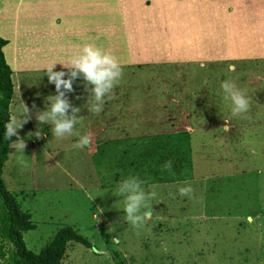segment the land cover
Wrapping results in <instances>:
<instances>
[{"label":"rangeland","instance_id":"rangeland-1","mask_svg":"<svg viewBox=\"0 0 264 264\" xmlns=\"http://www.w3.org/2000/svg\"><path fill=\"white\" fill-rule=\"evenodd\" d=\"M18 1L9 0L6 16L28 14L30 32L48 28L39 37L12 36L13 20H0L10 35H0L9 40L8 64V49L13 56L11 116L19 118L25 103L31 117L17 130L28 166L11 148L3 171L36 223L23 233L27 247L40 252L70 225L91 246L70 242L62 264H264V58L244 57L263 51L264 32L234 35L235 0H94L93 43L120 60L123 75L99 114L87 109L82 76L67 93L81 108L76 131L91 136L83 149L73 147L76 135L55 138L36 114L56 94L45 67L67 62L85 43L61 51V36L52 35L59 28L50 11L55 3L26 0L21 10ZM62 69L58 62L54 70ZM226 79L246 90L248 112L232 115L221 89ZM169 160L170 171L163 167ZM129 176L159 186L152 217L139 229L125 220L124 198L115 195ZM189 184L191 198L182 197L179 188Z\"/></svg>","mask_w":264,"mask_h":264},{"label":"clouds","instance_id":"clouds-1","mask_svg":"<svg viewBox=\"0 0 264 264\" xmlns=\"http://www.w3.org/2000/svg\"><path fill=\"white\" fill-rule=\"evenodd\" d=\"M58 62L63 65V69L55 71L54 68ZM45 69L49 82L55 84L56 94L47 97L50 107L39 111V114H36V119L41 125L51 124V132L55 138L76 135L78 140L73 144V147L83 149L91 143V136L76 131L77 125L83 123V117L80 115L81 108L71 103L67 93L74 91V81L82 76L87 82L85 89L90 93L86 103L87 109L89 112L99 114L103 110L105 98L112 99L113 89L120 83L123 75L122 64L112 52L102 46L85 43L70 56L67 62L56 61L46 66ZM221 89L224 100L231 101V112L234 117L249 111L250 98L247 96L246 90L239 88L235 82L228 79L222 82ZM77 99L80 97L77 96ZM33 108H35V104H33ZM70 109L71 113L69 114ZM29 113L30 109L24 103L20 117L12 115L5 124V139L12 141L9 147L21 154L18 157V162L24 167L28 166L27 160L24 159L26 143L19 137L17 130L31 118ZM223 131H230L227 123L223 126ZM41 134V130L35 132L37 137H40ZM14 136L17 138L12 140ZM163 167L170 171L173 167L172 161H167ZM158 187L155 184L145 187V181L138 176H129L118 184L115 195L124 198L123 210L126 213L124 218L134 228L143 227L145 222L151 219L152 201L158 195L156 190ZM193 192L194 189L190 184L179 188V194L182 197L191 198Z\"/></svg>","mask_w":264,"mask_h":264},{"label":"trees","instance_id":"trees-1","mask_svg":"<svg viewBox=\"0 0 264 264\" xmlns=\"http://www.w3.org/2000/svg\"><path fill=\"white\" fill-rule=\"evenodd\" d=\"M9 40L0 36V264H62L70 242L88 247L91 242L70 225L62 226L40 251L27 247L23 233L35 229L32 214L24 210L3 178L12 142L5 139V124L11 116L10 105L14 98L13 69L8 64L4 47ZM17 137L14 136L12 140ZM164 157V153H162Z\"/></svg>","mask_w":264,"mask_h":264},{"label":"crops","instance_id":"crops-1","mask_svg":"<svg viewBox=\"0 0 264 264\" xmlns=\"http://www.w3.org/2000/svg\"><path fill=\"white\" fill-rule=\"evenodd\" d=\"M93 1L94 0H48V2L55 3V7L51 8L50 11L54 13L56 17L57 26L59 27L57 29V32L52 33L56 35L57 40L61 36V40L59 42L60 44V50L61 51H69L72 52L75 48H77L78 44L81 45V43H93V37H94V26H93V20H94V12H93ZM137 4L141 5H151L155 0H136ZM23 2L25 3L26 0H19L17 6V9H23ZM9 0H0V20L3 21H11L13 18L11 16H6L7 13L5 9H7L9 6ZM258 3L263 4L264 0H235V3L230 6V18L233 20H240V26L237 27L234 24V35L237 36L238 32L240 34H245L246 32H252L256 29L262 30L264 32V24L263 28L261 25H258V20L264 22V9L261 8V10H254V7L257 6ZM14 4L12 5L13 9ZM29 10V9H27ZM36 12H39V7L35 8ZM50 15H54L51 14ZM43 14V12H42ZM39 15V13H38ZM21 16V11L19 14H17V17ZM44 17V16H43ZM28 14L24 13V17L22 19L19 18V20L14 19L12 22H10V27L8 28L7 32H10L12 36H18V35H26L28 37H34V36H42L46 35V31H48V28L42 29L41 33L40 30L37 29L34 32H30L31 29H28V24L24 23V19H31L30 24L32 23V18H30ZM261 18V20L259 19ZM256 19V24H253V20ZM85 21V24H81L80 22ZM14 23L13 28L11 29V24ZM81 24V26H79ZM235 26L238 28V31L235 30ZM81 30H78L77 28H80ZM85 27V28H83ZM62 28V30H61ZM0 35H3L5 37L10 36L7 33H4L2 30L0 31ZM70 35L75 36L76 40H70L68 42L64 41L62 39V36H68ZM259 45V44H258ZM261 47H263V51L257 53V54H251V55H244L246 58H252L256 56H260V58H264V42L261 44ZM260 51V49H259ZM8 58L10 59V64L12 65L13 56L9 53V49L7 50ZM121 59V58H120ZM205 262H208L206 259ZM222 259L219 262H221Z\"/></svg>","mask_w":264,"mask_h":264}]
</instances>
